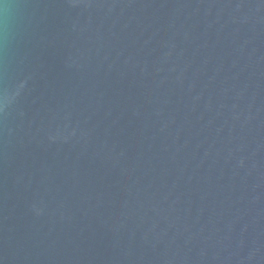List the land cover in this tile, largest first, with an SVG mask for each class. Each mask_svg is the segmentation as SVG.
<instances>
[{
  "label": "water",
  "instance_id": "95a60500",
  "mask_svg": "<svg viewBox=\"0 0 264 264\" xmlns=\"http://www.w3.org/2000/svg\"><path fill=\"white\" fill-rule=\"evenodd\" d=\"M0 264H264V0H0Z\"/></svg>",
  "mask_w": 264,
  "mask_h": 264
}]
</instances>
